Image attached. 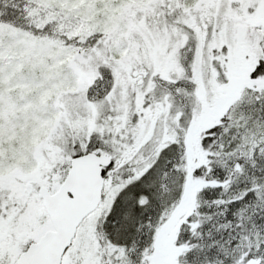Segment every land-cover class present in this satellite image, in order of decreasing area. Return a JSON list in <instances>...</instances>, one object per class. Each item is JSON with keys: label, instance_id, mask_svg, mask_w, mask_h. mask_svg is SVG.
Returning a JSON list of instances; mask_svg holds the SVG:
<instances>
[{"label": "snow or ice", "instance_id": "snow-or-ice-1", "mask_svg": "<svg viewBox=\"0 0 264 264\" xmlns=\"http://www.w3.org/2000/svg\"><path fill=\"white\" fill-rule=\"evenodd\" d=\"M0 264H264V0H0Z\"/></svg>", "mask_w": 264, "mask_h": 264}]
</instances>
